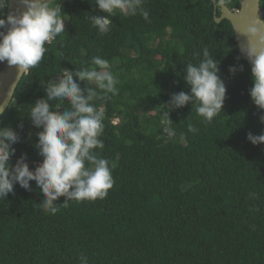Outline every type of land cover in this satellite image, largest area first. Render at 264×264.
<instances>
[{
	"label": "trees",
	"instance_id": "trees-1",
	"mask_svg": "<svg viewBox=\"0 0 264 264\" xmlns=\"http://www.w3.org/2000/svg\"><path fill=\"white\" fill-rule=\"evenodd\" d=\"M225 1L240 10L238 0ZM3 3L0 15L10 0ZM56 5L65 31L28 68L0 126L20 135L13 163L27 153L35 168L41 129L27 117L46 96L42 83L64 68L74 74L89 67L93 56L107 59L119 91L97 101L105 111L104 148L94 151L115 164V183L104 199L65 207L61 197L55 215L43 210L35 182L31 191L17 185L0 198V264H80L82 255L88 264H264V144L247 140L249 132L264 134L263 111L252 102L251 68L232 24L216 23L212 0H144L150 22L117 12L101 34L90 17L106 13L93 0ZM204 47L220 62L227 86L224 108L211 122L191 103L171 111L167 105L172 93H190L184 68L202 58ZM240 65L243 71L230 73ZM51 103L60 111L69 106Z\"/></svg>",
	"mask_w": 264,
	"mask_h": 264
},
{
	"label": "clouds",
	"instance_id": "clouds-1",
	"mask_svg": "<svg viewBox=\"0 0 264 264\" xmlns=\"http://www.w3.org/2000/svg\"><path fill=\"white\" fill-rule=\"evenodd\" d=\"M100 12L90 19L93 27L101 34L111 30L117 12L124 16L138 13L149 21V12L144 8V0H93ZM26 10L20 15L11 11L0 15V63L28 69L37 66L44 58L50 43L65 31V20L61 6H51L52 0H22ZM10 7V4L6 9ZM0 9H5L0 0ZM264 16V14H263ZM150 22V21H149ZM247 38V46L242 51L252 64L253 86L249 90L252 102L264 111V21L259 18L251 21L242 33ZM197 57L201 55L196 54ZM219 61L208 47L202 50V58L197 63H188L184 68L183 79L190 87V93H172L167 105L170 111L195 105L198 116L211 122L224 108L227 86L220 76ZM230 73L243 71V66H231ZM80 82H87L82 88ZM120 83L111 70L107 59L93 56L89 67L75 71L64 68L58 78L42 83L46 96L37 99L31 106L28 120L36 129L38 141L34 148L42 157V162L30 168L27 153L14 163V147L20 135L12 126H0V198L15 194V187L31 191L32 183L43 194V210L55 215L59 211L57 201L64 198L66 207L69 201L104 199L115 181L112 169L115 164L101 157L95 149H103L105 111L102 104L109 94L117 95ZM67 101L63 111L54 101ZM169 113V112H168ZM167 113V115H168ZM169 116V115H168ZM264 123V115L260 116ZM22 129L23 125H19ZM189 131L198 129L189 125ZM247 140L253 145L264 144V134L249 132ZM80 264H88L87 257H80Z\"/></svg>",
	"mask_w": 264,
	"mask_h": 264
},
{
	"label": "water",
	"instance_id": "water-1",
	"mask_svg": "<svg viewBox=\"0 0 264 264\" xmlns=\"http://www.w3.org/2000/svg\"><path fill=\"white\" fill-rule=\"evenodd\" d=\"M55 0H52V3ZM215 6L214 15L217 24L223 21H229L235 32L239 52L242 58L252 68L247 55L242 51V47L247 46V38L242 34L251 21L259 18L264 21L263 12L261 10V0H238L240 10L232 11L226 4L225 0H212ZM26 10V5L22 0H10V7L8 11L20 15ZM220 11V17L218 12ZM28 69H19L15 66H8L7 62L0 63V119L11 106L16 91L23 80ZM75 77V73L73 74ZM264 115V111H263Z\"/></svg>",
	"mask_w": 264,
	"mask_h": 264
},
{
	"label": "built area",
	"instance_id": "built-area-1",
	"mask_svg": "<svg viewBox=\"0 0 264 264\" xmlns=\"http://www.w3.org/2000/svg\"><path fill=\"white\" fill-rule=\"evenodd\" d=\"M54 39H55V38H54ZM54 39H53V40H54ZM53 40H52L50 43H46V44H48V45H49V44H52V43H53Z\"/></svg>",
	"mask_w": 264,
	"mask_h": 264
},
{
	"label": "rangeland",
	"instance_id": "rangeland-1",
	"mask_svg": "<svg viewBox=\"0 0 264 264\" xmlns=\"http://www.w3.org/2000/svg\"><path fill=\"white\" fill-rule=\"evenodd\" d=\"M115 122H118V120H115Z\"/></svg>",
	"mask_w": 264,
	"mask_h": 264
}]
</instances>
